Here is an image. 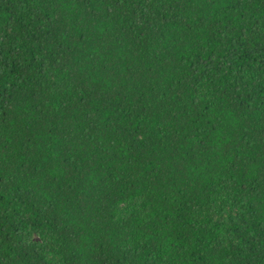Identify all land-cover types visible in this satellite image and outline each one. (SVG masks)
<instances>
[{
  "label": "trees",
  "instance_id": "16d2710c",
  "mask_svg": "<svg viewBox=\"0 0 264 264\" xmlns=\"http://www.w3.org/2000/svg\"><path fill=\"white\" fill-rule=\"evenodd\" d=\"M0 264H264V0H0Z\"/></svg>",
  "mask_w": 264,
  "mask_h": 264
},
{
  "label": "rangeland",
  "instance_id": "374dc122",
  "mask_svg": "<svg viewBox=\"0 0 264 264\" xmlns=\"http://www.w3.org/2000/svg\"><path fill=\"white\" fill-rule=\"evenodd\" d=\"M34 238H35L36 240H39V239H40L39 235H35Z\"/></svg>",
  "mask_w": 264,
  "mask_h": 264
}]
</instances>
